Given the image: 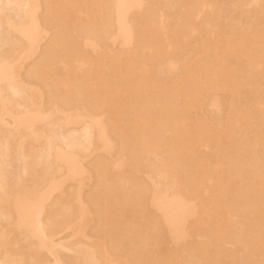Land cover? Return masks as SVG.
I'll return each instance as SVG.
<instances>
[{
  "label": "bare ground",
  "instance_id": "6f19581e",
  "mask_svg": "<svg viewBox=\"0 0 264 264\" xmlns=\"http://www.w3.org/2000/svg\"><path fill=\"white\" fill-rule=\"evenodd\" d=\"M2 4L0 264H264V0Z\"/></svg>",
  "mask_w": 264,
  "mask_h": 264
},
{
  "label": "rangeland",
  "instance_id": "374dc122",
  "mask_svg": "<svg viewBox=\"0 0 264 264\" xmlns=\"http://www.w3.org/2000/svg\"><path fill=\"white\" fill-rule=\"evenodd\" d=\"M5 2H6V0H1V4H2V3H5ZM2 5H3V4H2ZM10 7H11V6H10ZM13 8H14V7H12V8H8L9 11H5V12H6V14H8V13L10 14V13H11L12 17H13L14 20H15L16 18L18 19V16H19L20 12H19L16 8H14V9H13ZM8 9H7V10H8ZM10 9H12V10H10ZM16 11H18V12H16ZM16 13H19V14H16ZM9 14H8V15H9ZM11 15H10V16H11ZM15 15H16V16L18 15V16L16 17ZM0 37H1V36H0ZM0 39H1V41H0V49H1V48H2L1 46H3V40H2L3 38L1 37ZM41 46H43V47L41 48V51H42L43 48H44V43H42ZM32 62H33V61H30V63H32ZM30 63H29V61H28L26 64L30 65ZM26 66H27V65H26ZM23 79L26 80L27 77H25V75H23ZM77 130H78V131H77ZM69 131H70V132L72 131V132L70 133ZM73 131L76 132V133H74ZM78 132H80L79 135H73V134H78ZM66 134H67V135H66ZM66 134H64L63 139H61L62 142H64V140H65L66 143H71V144H75V145L78 144L77 146H79V140H81V139L83 138V139L80 141V143H82L83 140H84L83 134H82V132H81L80 129H76V130H75V129H73V130H70V129H69V130H67V133H66ZM69 134H70L71 136H68ZM81 136H82V138H81ZM65 137H66V138H67V137H69V138L72 137V138H70L71 140L67 138L68 141H69V142H67V141H66L67 139H66ZM76 137H77V138H76ZM75 140H76L77 142L73 143V141H75ZM58 141H59V143L61 142L60 140H58ZM57 143H58V142H57ZM59 143H58V144H59ZM76 143H77V144H76ZM62 145H63V144H62ZM102 156H103V155L98 154V156H97V157L95 156L96 158H95V157H94V158H95V159H100L99 157H101V159H104V158H105V159H106V158L108 159V158H110V157H106V156H103L104 158H102ZM94 158H92V159H94ZM92 159H91V160H92ZM17 162H19L20 164L17 163ZM17 162L15 163L16 166H17V164H18L17 168L20 167L19 169H21L22 161L20 162V160H18ZM19 169H18V170H19ZM70 186H71L70 183H68V186L66 185L67 188H69ZM87 189L89 190V188H87ZM66 232H67L66 234H63V233H65V232H62L63 235H62L61 233H60V235L57 234V235L55 236V237H57V238H55L54 240L57 242L59 239H63V240H59V241H58V243H59V242H61V241H62V242H67L68 239H69L70 242H67V243L71 244V249H72L74 246H77V245H79V243H81L80 240H79L78 238H75V237L71 238V237H72V234H71L70 231H66ZM67 234H68V235H67ZM60 236H61V237H60ZM63 236H64V237H63ZM69 236H70V238H69ZM67 237H68V239H67ZM72 239H76V240H73V242L77 241V243H76V242H75V243H72V242H71ZM77 239H78V240H77ZM64 240H65V241H64ZM75 250H76V247H74L73 250H67L66 252L63 251L62 253H64L65 255L61 253V254H62V255H61L62 258H63L64 260H68L69 258H73V257H75L76 254H77V253L75 252ZM68 251H69V252H68ZM73 252H74V255H75V256L72 255ZM75 253H76V254H75ZM50 258H51L52 261L50 260ZM65 258H66V259H65ZM47 259H48L50 262H49L48 260H47V261H48L49 263L52 264V262H53V258H52V257H47ZM53 263H54V262H53Z\"/></svg>",
  "mask_w": 264,
  "mask_h": 264
}]
</instances>
